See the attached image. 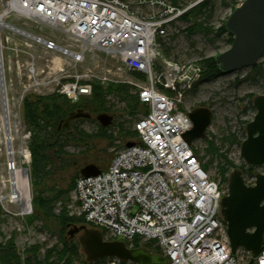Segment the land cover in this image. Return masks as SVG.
Returning <instances> with one entry per match:
<instances>
[{"label": "built area", "instance_id": "1", "mask_svg": "<svg viewBox=\"0 0 264 264\" xmlns=\"http://www.w3.org/2000/svg\"><path fill=\"white\" fill-rule=\"evenodd\" d=\"M135 8L128 0H0V108L6 103L10 119H22L32 87L50 84L54 69L63 79L57 92L72 103L89 96L95 82L133 86L148 107L134 125L140 142L123 148L98 176L77 180L78 216L109 242L123 240L133 249L155 240L167 264H250L244 248L231 253L221 217L227 190L203 169L195 144L183 138L192 128L185 99L201 81L203 65L166 59L157 41L160 29L188 8L166 0H135ZM13 16L66 36L68 45L62 46L33 35L53 55L52 68L38 71L33 58L23 62L34 38L7 21ZM98 53L104 55L101 63L83 68ZM12 63L23 91L17 100L9 92ZM28 199L24 213L11 203L22 218L34 212L31 191ZM102 264L137 263L112 257ZM253 264H264V249Z\"/></svg>", "mask_w": 264, "mask_h": 264}, {"label": "rangeland", "instance_id": "2", "mask_svg": "<svg viewBox=\"0 0 264 264\" xmlns=\"http://www.w3.org/2000/svg\"><path fill=\"white\" fill-rule=\"evenodd\" d=\"M128 1L136 11L137 8H135V0ZM166 1L177 5L182 9L188 8L187 11H189L192 9V7L197 6L199 3H202L206 0ZM243 1L244 0H238L236 6L239 7ZM231 2L232 0H212V3L214 4V13L211 20L209 21V27L211 26L214 30L209 36L206 35L204 31L191 34L189 28L193 25V21H187L182 19V17L179 18L174 24L162 27L160 29L161 33L159 34L157 41L161 44V51L164 57L166 59L174 60L175 62L180 61L187 64H202L201 60H203L205 57H214L217 54L229 49L230 44L228 35L226 33L218 35L217 32L220 26L226 22L228 16L233 11ZM141 11L147 12L148 10L147 8H144L141 9ZM7 21L14 26L16 25L17 27H21L29 31L32 35H38L47 40L53 39L62 46L68 45L66 36H63L60 33L54 34L50 28L42 26L33 21H24L19 18V16L8 18ZM28 41L31 47L26 54L21 56L23 62L26 64L31 62L33 58L35 59V67L38 71L43 69L48 70V67L52 68L53 55L51 53L47 54L44 47H42V45L39 44L35 39ZM103 56V54L98 53L96 57L88 58V62L83 66V68H85V66L93 68L95 64L101 63ZM13 60L16 59L13 58ZM260 62L264 64V57ZM66 68L69 70L67 66ZM248 69L249 68H245L244 70L233 72L231 74L222 73L221 75L212 78L210 81H201L197 88H195L186 97L184 103V106H186V109L189 112L203 106L211 109L212 114L214 115L210 128L206 132V137L204 139L196 140L194 142V146L200 152L199 156L202 158L203 165H209L207 171L210 178L217 181L222 190L225 191L228 189L229 179L227 182H225L221 178L217 169L219 160L207 152L205 140L206 138L215 139V136L217 143L220 145V147H222V151L227 154L228 158L234 161L236 165H246L243 157H241L242 146L237 143L232 144L228 140H225L224 142L223 138L229 134H233L239 138H242L241 134L243 128H246L248 125L247 123L252 121L256 115L255 107L254 109L252 108L250 101H252L254 106L253 101L256 96L264 95V77H250ZM125 76L133 78V76L128 73H125ZM8 77L14 81L13 86L9 91L10 96L15 97V100H17L23 91L22 85L19 79H17V70L15 69L14 63H12V68L8 73ZM50 79L52 81L48 85L32 87L31 93L38 96H50L53 93H58L57 89L59 87V83L63 81L62 76L59 73H56L54 69L52 70ZM108 100L109 105L113 109V111L109 114L114 116V122L112 125H110L111 128L109 133L113 134L115 137L114 142L112 143L109 138H96L88 146L83 145L79 148L76 146H71L68 148L69 153L73 156H76V158L78 157L80 160L87 158L81 162L82 165H86V163H95L100 168L105 170L110 166L112 159L121 150H123L126 139L125 133L128 130L135 131L134 125L141 114L143 115L142 112L138 113L136 116L125 113V104H123L117 97L108 96ZM8 111L9 109H7V112ZM19 118L20 116L18 118H14L11 115L10 119L9 115V123L11 124L12 121L13 124H11V135L14 137L12 146H15L13 148L16 151L15 156H17L16 160L18 165L23 164L24 167L28 169L27 174L29 177V188L32 195L33 183L30 167L32 156L30 155L29 150L32 134L27 125L24 124L23 118ZM78 120L79 122H77V124L84 131L91 134H96L99 127L102 126L97 119H95L97 122L89 121L85 117L78 118ZM119 123L124 124V132H121L119 125H117ZM3 137V135H0V172L6 171L8 164L6 146L2 141ZM22 149L25 151L27 150L26 152L29 156V160L27 162H25L24 156L20 155ZM255 168L256 169L252 175L244 176V178H246L247 184H253L256 180L255 176L259 173H264V166ZM229 176L230 174L228 175V178ZM75 178L76 173L73 169L66 170L65 172L57 174L54 180L49 182L48 185H54L57 188L66 189L70 187L69 185L72 184ZM1 180L2 179H0V244L4 243V241L14 238L21 252H23L28 246L41 244L43 246L42 248L44 253L48 248L58 245L59 233L55 230L53 225L46 223L43 220L44 218L37 220L32 225L28 224L20 215L18 204L11 205V203H8L9 201L7 198H4L3 195H9L11 193V189L9 188L8 184H2ZM68 197L69 199H67L66 207L69 209L71 215L78 217L80 207L78 198L76 197V187L74 190L70 191ZM60 205L61 204H59V206ZM71 227L72 226L68 227L67 229V236ZM240 262L243 263V260Z\"/></svg>", "mask_w": 264, "mask_h": 264}, {"label": "trees", "instance_id": "3", "mask_svg": "<svg viewBox=\"0 0 264 264\" xmlns=\"http://www.w3.org/2000/svg\"><path fill=\"white\" fill-rule=\"evenodd\" d=\"M238 0H232L231 6L233 10L237 8ZM176 6V5H175ZM214 13V4L212 0H206L192 7L182 19L193 21V25L189 28L190 33L204 31L206 35H210L214 29L209 27V21ZM218 35L226 33L228 35L229 44L232 45L233 36H231L226 28L225 23L220 26ZM204 75L201 81H210L212 78L221 75L218 64L214 57H205L201 60ZM249 70L250 77H264V64L258 63ZM136 76V74H133ZM199 82V84L201 83ZM198 84V85H199ZM197 85V86H198ZM197 86L195 88H197ZM92 93L89 96H84L81 101L72 103L64 95L53 93L50 96H38L33 93L29 94L24 100L23 107V122L30 130L32 137L30 142L31 162V177H32V206L34 214L26 216L24 221L28 224H34L37 220H43L53 225L55 230L59 233V243L56 246L48 248L45 253L43 246L36 244L28 246L21 252L13 239L4 241L0 244V264H78L80 262L89 264L85 260L81 245L76 238H70L66 235L67 229L70 226H81L86 224L83 216H73L66 207L67 199H69L70 191L75 189L77 180L81 177L80 172L89 164L82 165L81 162L87 158H76L69 153V147H80L83 145H90L96 138H109L112 143L115 140L113 134L109 133L111 126L106 128L100 126L96 134H91L84 131L78 124V119L71 121L70 127H65L66 120L74 113L85 111L91 114V118H86L89 121H96L95 117L100 114H106L113 111L109 105L108 96H114L125 104V113L132 116L148 113V107L141 103L138 96L133 94V86L129 84H109L102 86L99 83H93ZM254 109L252 101H250ZM114 117V116H113ZM95 118V119H93ZM97 122V121H96ZM118 123V122H117ZM247 123V122H246ZM249 123V122H248ZM121 132H124V124L119 123ZM242 138L236 135L229 134L223 138V141L228 140L232 144H242L246 138V128L242 130ZM126 139L124 148L129 142L139 144L138 132L128 130L125 133ZM206 137V136H205ZM215 139H207V152L213 157L218 158L217 169L221 178L227 182L228 175L233 170L241 168L243 175H252L255 167L246 165H236L234 161L228 158L227 154L222 151V147ZM198 154L200 152L197 150ZM202 159V158H201ZM97 165V164H95ZM209 165H203V169L208 168ZM73 169L76 173V178L73 180L69 188L61 189L54 185H48L54 180L57 174ZM59 204H61L59 206ZM138 246V244H136ZM152 253L161 254L160 247L156 245V241H150L144 244ZM107 259H101L94 264H102ZM93 264V263H91Z\"/></svg>", "mask_w": 264, "mask_h": 264}, {"label": "water", "instance_id": "4", "mask_svg": "<svg viewBox=\"0 0 264 264\" xmlns=\"http://www.w3.org/2000/svg\"><path fill=\"white\" fill-rule=\"evenodd\" d=\"M200 2V1H199ZM198 2V3H199ZM197 3V4H198ZM227 32L233 36L232 45L216 56L221 74L254 67L264 57V0H245L234 9L225 22ZM256 115L247 123L246 140L241 144V157L247 166H264V95L254 99ZM193 129L183 134L189 145L204 139L213 120L211 109L196 108L189 112ZM91 118L85 111L74 113L66 120L65 127L78 118ZM102 127L106 128L114 122L109 113L96 116ZM134 143H129L133 146ZM98 165H87L80 172L83 177L98 176L101 173ZM253 185H248L241 169L233 171L229 176L228 194L222 199L221 216L227 224V233L231 244V253L236 254L244 248L254 259L264 249V173L255 176ZM70 238H77L85 260L91 264L104 258H117L121 261L137 264H167L168 259L148 248H128L125 241H105L103 231L88 228L86 225L72 226L68 231Z\"/></svg>", "mask_w": 264, "mask_h": 264}, {"label": "bare ground", "instance_id": "5", "mask_svg": "<svg viewBox=\"0 0 264 264\" xmlns=\"http://www.w3.org/2000/svg\"><path fill=\"white\" fill-rule=\"evenodd\" d=\"M32 38L36 39L33 35ZM7 104H3V107L0 110V135H3V143L6 146V152L8 157L7 170L4 172H0V179L2 184H8L11 189V193L9 195H3L4 198L10 203L18 202L20 204L21 212L24 213L27 211L29 206V177L27 168L24 165H18L16 160V151L12 146L14 141L13 135H11V124L9 123V115L7 112ZM13 125V124H12ZM193 126V124H192ZM191 126V127H192ZM193 127L191 128V130ZM190 130V131H191ZM27 151V150H26ZM24 149L21 150L20 155L24 156L25 162L29 160V156L27 155ZM29 154V153H28ZM2 197V196H1ZM2 200V199H1ZM4 201V200H3ZM2 201V202H3ZM1 203V202H0Z\"/></svg>", "mask_w": 264, "mask_h": 264}]
</instances>
